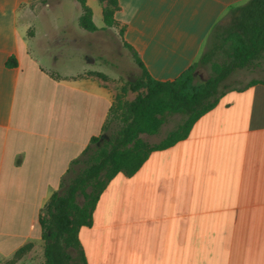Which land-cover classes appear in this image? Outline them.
<instances>
[{"label": "crops", "instance_id": "crops-1", "mask_svg": "<svg viewBox=\"0 0 264 264\" xmlns=\"http://www.w3.org/2000/svg\"><path fill=\"white\" fill-rule=\"evenodd\" d=\"M248 1L119 0L106 26L112 5L88 0V31L77 0H0V261L41 242L45 204L127 85L110 78L108 31L174 80ZM53 6L66 13L49 18ZM250 70L261 73L221 88L186 138L109 182L79 231L88 264H264V66Z\"/></svg>", "mask_w": 264, "mask_h": 264}, {"label": "trees", "instance_id": "trees-1", "mask_svg": "<svg viewBox=\"0 0 264 264\" xmlns=\"http://www.w3.org/2000/svg\"><path fill=\"white\" fill-rule=\"evenodd\" d=\"M77 1L82 9L79 25L88 31L97 30L88 0ZM107 1L113 8L104 12V20L106 26H114L119 0ZM125 45L141 73L117 94L102 134L93 136L72 162L59 189L40 214L47 264H88L79 231L83 226H92L94 211L109 182L119 173L135 174L153 151L166 149L186 138L195 122L218 104L224 81L239 69L254 67L264 57V0H249L232 8L227 19L212 30L199 59L174 80L154 78L136 50L126 42ZM15 63L14 58L8 62ZM208 64L210 76L196 84L198 68ZM128 88L138 92L134 101L125 100ZM176 114L183 117L182 121L159 142L146 148L140 134L157 133ZM110 119L118 120L119 126L108 137L105 131ZM80 195L84 197L83 203L78 201ZM31 244L21 247L16 254Z\"/></svg>", "mask_w": 264, "mask_h": 264}, {"label": "rangeland", "instance_id": "rangeland-1", "mask_svg": "<svg viewBox=\"0 0 264 264\" xmlns=\"http://www.w3.org/2000/svg\"><path fill=\"white\" fill-rule=\"evenodd\" d=\"M67 4L71 2L67 1ZM65 3V4H66ZM47 7V6H46ZM51 9L49 13V18H61L62 9L57 10V8L53 6L48 8ZM63 13H66L63 12ZM62 13V14H63ZM108 40H109V70H110V78L118 79V81H122V83H128L130 80L135 79L141 73V69L139 68L138 64L136 63L131 50L122 44L121 39V29L115 28L114 30L108 31ZM258 64L264 66V57L258 61ZM261 71H254L248 69H239L233 72L222 85V89L225 88L226 85H233V86H240L243 83L252 77L257 76ZM211 74V66L208 65H201L196 74L195 83L200 84L203 83ZM135 93H130L129 99L134 98ZM183 117L179 114L172 115L169 119L164 123L157 133H148L142 132L140 136L144 140L145 147H150L154 143L159 142L162 138H164L172 129H174L181 121ZM111 120V119H110ZM110 126L105 131V134L109 137L111 134L116 132V129L119 126V121H109ZM161 198H165L161 195ZM78 201L83 203L84 197L80 195L78 197ZM75 254V252H74ZM95 256V254H94ZM93 264H99V259H93ZM0 264H47L45 261L44 256V239L41 238L40 243H35L26 246V248L20 252L19 254L14 255L11 258H8L4 261H0Z\"/></svg>", "mask_w": 264, "mask_h": 264}]
</instances>
